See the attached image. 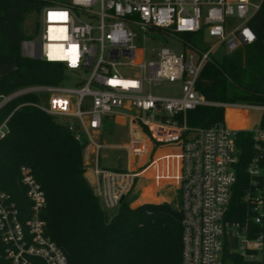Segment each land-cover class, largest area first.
<instances>
[{"label":"built area","instance_id":"1","mask_svg":"<svg viewBox=\"0 0 264 264\" xmlns=\"http://www.w3.org/2000/svg\"><path fill=\"white\" fill-rule=\"evenodd\" d=\"M33 1L38 5L34 13L41 17L42 30L38 39L30 36L21 40V54L60 62L64 78L58 84L17 89L8 96L0 95L1 100L36 91L48 94L45 107L36 101L29 103L63 122L74 138L84 143L85 151L92 150L96 160L92 189L108 213L131 193L156 147H176L180 158L181 264H223L228 233L234 236L236 249L227 251L238 253L246 263L261 264L264 235L258 232L248 237V223L260 224L264 219V189L258 180L264 175V128L257 125L248 129L257 154L245 167L249 185L241 200L247 205L246 216L243 221H229L226 212L236 181L238 129L224 121L206 127L188 126L186 112L210 104L264 111V105L209 101L196 88L202 66L214 59L211 51L215 45L224 46L229 53L255 39L248 21L264 9V0L257 4L250 0ZM132 26L157 41L148 33L163 36L162 46L152 49L147 60L134 43ZM181 34L190 37L182 39ZM167 36L178 37L184 51L171 50L166 45ZM205 38L214 43L203 49L195 42L205 43ZM82 70H89L82 85L62 84L70 78L68 71L77 74ZM164 81L179 82V94L161 96L150 91ZM85 97H89V104ZM118 115L125 117L128 126V140L121 145L127 156L130 160L146 158L136 167L112 169L98 163V152L109 147L101 137L104 120ZM4 133L0 131V136ZM19 171L30 207L28 213H21L0 190V260L30 264L36 257L45 264H70L45 234V220L40 215L45 195L40 184L28 166L21 165Z\"/></svg>","mask_w":264,"mask_h":264},{"label":"trees","instance_id":"2","mask_svg":"<svg viewBox=\"0 0 264 264\" xmlns=\"http://www.w3.org/2000/svg\"><path fill=\"white\" fill-rule=\"evenodd\" d=\"M38 5L33 0H0V95L8 96L31 85L58 84L64 78L60 62L25 57L20 51L22 39L30 37L24 22ZM255 39L223 56L207 61L201 68L196 88L212 102L264 105V9L248 21ZM190 37V35H186ZM34 93H22L0 106V190L22 213L30 204L20 182L21 165L28 166L40 184L45 205L40 215L45 234L65 253L70 264H181L182 224L180 207L168 202H145L130 206L127 197L117 209L104 210L84 176V143L76 140L63 122L29 102ZM226 109L229 124L241 127ZM224 121V107L197 105L186 112L188 126H210ZM259 127L264 128V111ZM238 160L236 181L226 219L243 221L247 205L241 196L249 185L245 171L257 154L252 132L238 129L235 136ZM264 165V160H261ZM264 189V175L258 177ZM110 217H109V216ZM264 235L260 224L248 223V237ZM223 264H246L236 252L224 250ZM264 264V248L260 260ZM0 264H12L2 259ZM30 264H45L33 257Z\"/></svg>","mask_w":264,"mask_h":264},{"label":"rangeland","instance_id":"3","mask_svg":"<svg viewBox=\"0 0 264 264\" xmlns=\"http://www.w3.org/2000/svg\"><path fill=\"white\" fill-rule=\"evenodd\" d=\"M252 4H257L259 0H250ZM252 8V7H251ZM24 26L26 28V31L30 33L31 36H33L34 39H38L42 30V22L40 15L38 16L35 13H31L30 16H28L24 22ZM133 31L135 32V38L134 43L139 48L140 53L142 52V57L144 60H147L152 53V49H159L162 46V43L160 41H157L155 39H152L150 37H146L145 34L137 27L132 26ZM182 39L186 38L185 35L181 34L179 35ZM189 39V38H188ZM166 45L173 50L174 52H183L186 48L182 41L177 37H166ZM193 41V40H192ZM214 40L210 38H205V43L199 41L196 39V44L200 48L206 49L208 48ZM212 57L217 60L221 61L223 59V56L227 54V50L224 46L217 44L211 51ZM67 72V70L65 71ZM70 78L67 81H63V85L67 86H74V85H82L84 81H86L89 70H82L80 73H74L72 71H68ZM120 72L122 74H126V69H120ZM76 82V84H75ZM179 82L169 83V82H163L159 86H152L150 91L153 94L166 96V95H178L179 94ZM146 92H148V88H145ZM36 102L41 106H47V99L48 94L44 91H36ZM0 98V102H1ZM89 97H85L84 102L86 104H89ZM237 108V107H236ZM225 109V108H224ZM237 109L241 111L247 112V125L249 127H254L258 125L260 114L262 112L261 109L258 108H245V107H238ZM226 116V111H224ZM4 123V122H3ZM3 123L0 125V131H6V128H4ZM245 123V122H244ZM105 125V124H104ZM232 126V125H230ZM106 130L102 133V140L103 142L107 144H111V146L102 148L100 150L101 158L100 163L103 165H116L120 168L128 166L129 157L126 154L125 149L122 148V144L125 143L128 140V126L126 124V119L123 115H118L112 120H108L106 122ZM234 127V126H232ZM237 128V127H236ZM245 128V126L243 127ZM238 129V128H237ZM139 157H135L134 161L139 160ZM84 166V162H83ZM171 181V180H170ZM165 182L164 186H162L160 190V194L162 195L160 201L168 202L171 205L175 207H179L180 204V195H179V187L178 184L171 182ZM141 178H137V181L134 185L133 190L131 193L127 196V202L130 206L136 205L139 201L138 196L140 190L138 187H141ZM109 216V215H108ZM110 217V216H109ZM226 249L229 251H234L236 249L235 244V238L231 233H228L227 238V245ZM246 264H255V262H247Z\"/></svg>","mask_w":264,"mask_h":264},{"label":"crops","instance_id":"4","mask_svg":"<svg viewBox=\"0 0 264 264\" xmlns=\"http://www.w3.org/2000/svg\"><path fill=\"white\" fill-rule=\"evenodd\" d=\"M227 107L231 106H226L224 107V111H226ZM235 108V107H232ZM236 112L235 115H232V118L234 120H237L236 118H241L243 121L242 127H237L238 129H250L252 127H249L247 125V112L246 111H241L237 108H235ZM262 113V112H261ZM238 116V117H237ZM261 117V114H260ZM110 119H105L104 124L106 125V122ZM240 120V119H238ZM260 120V118H259ZM224 122L229 124L228 121L226 120V116L224 113ZM245 122V123H244ZM103 124V130L102 133L106 130L105 125ZM259 124V123H258ZM233 125V124H229ZM245 126V128H243ZM257 126V125H256ZM5 127V126H4ZM255 127V126H254ZM6 128V127H5ZM236 128V127H235ZM102 137V135H101ZM111 146V144H108ZM179 151L176 147H172L170 145H161L156 147L151 154L150 157V163H148L145 167H143L140 170V178H141V187H138L140 190L139 196H138V203L134 206H137L141 203L145 202H161V194L160 190L162 186H164L165 182H169L170 180L173 183L178 184L179 187V172H180V158H179ZM100 158L101 154L100 151L98 152V163L107 168H112V169H122L118 166L114 165H103L100 163ZM146 158H139V160H129L128 166L129 167H136L139 163H142L145 161ZM83 162H84V176L89 182L90 186L93 187L94 184V173H93V168L95 165V156L94 153H92V150L89 148L87 151L84 150L83 148ZM170 181V182H171ZM132 206V207H134Z\"/></svg>","mask_w":264,"mask_h":264},{"label":"water","instance_id":"5","mask_svg":"<svg viewBox=\"0 0 264 264\" xmlns=\"http://www.w3.org/2000/svg\"><path fill=\"white\" fill-rule=\"evenodd\" d=\"M148 35H150V36H152V37H156V38H158L161 42H164L163 36H162L160 33H148ZM6 100H8V99H6ZM6 100L1 101V102H0V106H1Z\"/></svg>","mask_w":264,"mask_h":264},{"label":"bare ground","instance_id":"6","mask_svg":"<svg viewBox=\"0 0 264 264\" xmlns=\"http://www.w3.org/2000/svg\"><path fill=\"white\" fill-rule=\"evenodd\" d=\"M227 108H231L232 110L236 111L235 108H232V107H227ZM233 115L236 116L235 113H233ZM237 117H238V116H237ZM236 119L238 120V119H241V118L238 117V118H236ZM232 126H234V125H232ZM234 127H236V126H234ZM241 127H242V126H241Z\"/></svg>","mask_w":264,"mask_h":264},{"label":"clouds","instance_id":"7","mask_svg":"<svg viewBox=\"0 0 264 264\" xmlns=\"http://www.w3.org/2000/svg\"><path fill=\"white\" fill-rule=\"evenodd\" d=\"M251 39V37H249Z\"/></svg>","mask_w":264,"mask_h":264}]
</instances>
